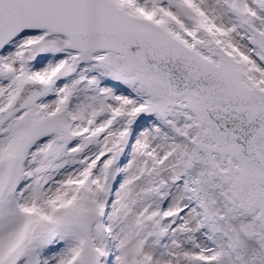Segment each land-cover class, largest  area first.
<instances>
[{
	"label": "snow or ice",
	"instance_id": "obj_1",
	"mask_svg": "<svg viewBox=\"0 0 264 264\" xmlns=\"http://www.w3.org/2000/svg\"><path fill=\"white\" fill-rule=\"evenodd\" d=\"M0 264H264V0H0Z\"/></svg>",
	"mask_w": 264,
	"mask_h": 264
}]
</instances>
